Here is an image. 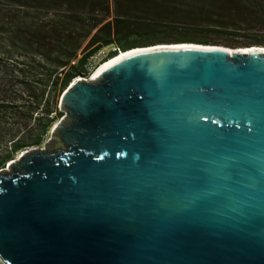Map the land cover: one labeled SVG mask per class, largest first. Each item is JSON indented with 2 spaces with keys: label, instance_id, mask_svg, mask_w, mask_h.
Segmentation results:
<instances>
[{
  "label": "water",
  "instance_id": "95a60500",
  "mask_svg": "<svg viewBox=\"0 0 264 264\" xmlns=\"http://www.w3.org/2000/svg\"><path fill=\"white\" fill-rule=\"evenodd\" d=\"M231 49L135 47L72 80L0 169V263L264 264V46Z\"/></svg>",
  "mask_w": 264,
  "mask_h": 264
},
{
  "label": "trees",
  "instance_id": "16d2710c",
  "mask_svg": "<svg viewBox=\"0 0 264 264\" xmlns=\"http://www.w3.org/2000/svg\"><path fill=\"white\" fill-rule=\"evenodd\" d=\"M215 1L0 0V169L43 144L62 116L59 95L99 47L123 53L156 43L264 46V35L233 39L213 29L207 20ZM236 1L250 6L247 22L264 28L261 9Z\"/></svg>",
  "mask_w": 264,
  "mask_h": 264
},
{
  "label": "rangeland",
  "instance_id": "374dc122",
  "mask_svg": "<svg viewBox=\"0 0 264 264\" xmlns=\"http://www.w3.org/2000/svg\"><path fill=\"white\" fill-rule=\"evenodd\" d=\"M250 1H251L250 3L254 4V5L251 4L252 6H257L259 9H261L264 12V0H250ZM249 7L250 6L248 5L240 4L236 0H216L214 4L211 5V11H212L211 15H213V17H210V20H207V23L210 24V26L213 29L220 28L224 30L225 31L224 33L230 34V35H226V37H231V38L234 37L233 39H240V35L243 34L257 35V36L264 35V28L257 26L256 24H252L251 22H247L245 15L249 14ZM242 16H245V18H243ZM234 35H238V36H234ZM220 37H223V35H220ZM237 45L238 44H233L229 47H226L224 45H219V46L226 48H242ZM57 121L58 120H56L54 123H56ZM48 138H50L49 132L45 136L44 142ZM42 145L43 144H40L34 147H29L27 149L40 148L42 147ZM5 169L6 166L2 168V170Z\"/></svg>",
  "mask_w": 264,
  "mask_h": 264
},
{
  "label": "built area",
  "instance_id": "2783aa9c",
  "mask_svg": "<svg viewBox=\"0 0 264 264\" xmlns=\"http://www.w3.org/2000/svg\"><path fill=\"white\" fill-rule=\"evenodd\" d=\"M119 54L120 52L112 45L97 48L84 60L82 65L83 75L77 76L73 80L81 79L83 81H89L99 67L114 59Z\"/></svg>",
  "mask_w": 264,
  "mask_h": 264
},
{
  "label": "bare ground",
  "instance_id": "6f19581e",
  "mask_svg": "<svg viewBox=\"0 0 264 264\" xmlns=\"http://www.w3.org/2000/svg\"><path fill=\"white\" fill-rule=\"evenodd\" d=\"M226 49L228 50L229 53H232V51H233V49H231V48H226ZM119 56H122V53H120V54H119L117 57H115L114 59L118 58ZM114 59H112V60H114ZM112 60H110V61H112ZM110 61H108L107 63H109ZM107 63H105V64H107ZM105 64H104V65H105ZM104 65H102V66H104ZM102 66H101V67H102ZM101 67H99V68L95 71V73L93 74V76L96 74V72H97ZM93 76H92V77H93Z\"/></svg>",
  "mask_w": 264,
  "mask_h": 264
}]
</instances>
